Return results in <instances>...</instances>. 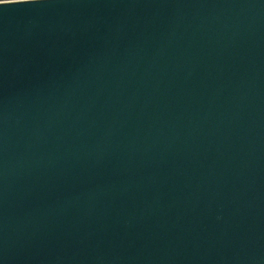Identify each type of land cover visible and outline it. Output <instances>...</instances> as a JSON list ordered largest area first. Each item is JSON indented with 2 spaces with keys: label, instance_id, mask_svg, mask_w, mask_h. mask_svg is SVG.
<instances>
[{
  "label": "water",
  "instance_id": "1",
  "mask_svg": "<svg viewBox=\"0 0 264 264\" xmlns=\"http://www.w3.org/2000/svg\"><path fill=\"white\" fill-rule=\"evenodd\" d=\"M0 264H264V0H0Z\"/></svg>",
  "mask_w": 264,
  "mask_h": 264
}]
</instances>
